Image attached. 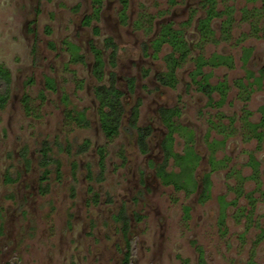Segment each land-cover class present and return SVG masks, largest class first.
<instances>
[{"label":"rangeland","instance_id":"obj_1","mask_svg":"<svg viewBox=\"0 0 264 264\" xmlns=\"http://www.w3.org/2000/svg\"><path fill=\"white\" fill-rule=\"evenodd\" d=\"M125 3L124 16L121 0H102L98 17L84 24L91 0H0V62L11 76L10 96L0 108V264H120L125 239L113 214L121 205L130 215L132 264H245L248 259L264 264V136L258 143L247 135L245 124L259 120L260 107L264 109V77L249 84L253 77L247 73L258 74L264 62L258 28L264 9L248 10L260 1L216 0V9L224 13L212 18L214 32L204 41L196 27L205 14L200 0ZM227 15L224 32L221 20ZM168 21L182 27L190 46L189 57L176 68L174 86L156 78L165 69L163 54L170 45L164 42L156 52L142 47ZM106 35L119 45L114 66L103 45ZM66 40L79 46L83 62L69 59ZM91 43L105 58L103 81L114 69L117 85L125 90L123 124L140 98L138 124L152 126L146 152L124 127L110 139L102 132ZM246 48L250 53L243 61ZM213 52L230 56L228 63L202 68L212 83L225 80L220 103H208L190 73L193 57ZM126 75L136 78L131 94ZM47 76L54 78V87L47 86ZM219 92H213L214 100ZM160 105L177 106V123L191 130V135L186 128L174 130L172 149L183 152L190 144L199 154L192 171L199 181L209 171L211 181L203 199L200 184L187 191L155 173L167 131ZM73 108H85L87 126L76 122L74 111L69 114ZM226 132L231 133L217 142ZM43 139L60 162V174L50 162L48 176L41 180ZM84 139L89 145L80 152L77 145ZM249 154L259 161L256 170L247 162ZM211 156L218 160L214 169ZM100 157L104 169L98 179ZM167 169L178 170L179 164L171 157ZM8 173L16 178L7 181ZM183 179L189 183L188 170ZM221 196L233 201L223 205Z\"/></svg>","mask_w":264,"mask_h":264},{"label":"trees","instance_id":"obj_2","mask_svg":"<svg viewBox=\"0 0 264 264\" xmlns=\"http://www.w3.org/2000/svg\"><path fill=\"white\" fill-rule=\"evenodd\" d=\"M102 0H91L92 3V13L90 15H86L83 20V23L88 24L92 17L97 15L98 7ZM123 1V9L122 15H124L123 10L126 5V0ZM264 1V0H263ZM216 0H205L203 2V6L205 9V14L198 18L197 22V30L199 32V40L204 41L209 38L210 35L213 34L214 29L211 26V20L213 17L222 15L224 10L216 9L215 6ZM227 8V7H226ZM257 7L252 8V11H255ZM251 10V9H248ZM227 11H229L227 9ZM245 11L247 9L245 8ZM125 16V15H124ZM230 16H225L221 20L222 31L227 32ZM190 19V18H189ZM183 21V23L188 22ZM261 29L262 36L264 37V21L263 24L258 27ZM94 32H98V27L94 26ZM67 44L68 51L70 53L69 59L71 61H80L83 62L85 60L84 53L79 51V46L72 41H65ZM164 42H167L170 45V50L166 51L163 54V60L165 63V69L158 71L156 74V78L161 84L174 86L177 81L176 77V68L181 66L184 61L187 60L190 54V46L187 40L184 38L183 31L181 27H173L171 22L168 21L166 23H162L157 33L150 39L149 42L143 41L142 47L146 50L149 46L152 48L154 52L158 51ZM200 42V41H198ZM51 43V42H50ZM103 45L106 49H108V62L111 66L116 64L117 57V43L113 40L111 36H106L103 39ZM91 53L93 55L92 63H91V73L94 78L97 80L96 84L93 87L94 95L98 101V115H99V123L102 132L107 138H112L116 135L120 127H124L128 132L135 135L136 143L138 149L141 152H146L149 147L148 138L152 134V126L147 124H138V115H139V105L140 98L137 97L133 104L130 106L128 116L126 119V123H122L123 115L125 112V90L117 85V75L114 69L108 70L107 80L103 81L105 75V58L103 56V52L101 48L97 47L95 44H90ZM249 49L246 48L243 57V61H245L249 56ZM194 61V67L191 70V78L192 81L196 83L197 88L207 96V102L210 103L214 101V103H220L224 97V90L226 88L225 80H218L216 83H212L208 79V73L203 72V66L206 64L216 65L220 63H228L230 61V56L223 53L213 52L209 56H204L201 53H198L195 57L192 58ZM247 73L249 76H252V80H248V83L259 82L260 78L264 77V62L258 69V74H254V72L250 69H247ZM199 75V77L197 76ZM126 82V91L131 94L134 92L135 88V77L131 75L125 76ZM10 83L11 76L9 69L0 62V108L4 107L9 96H10ZM46 84L49 87H54L55 81L52 77H46ZM220 91V96L218 100L213 99V92ZM67 96L64 95V98ZM261 108V117L257 121L245 120L246 127L250 133H247L248 136L256 138L257 142L263 138L264 136V109L263 106ZM74 111L77 114L76 122L79 125L87 126L89 124V119L85 114V108L82 109H71L69 114ZM158 112L161 117L162 122L167 127V131L165 135L162 137L160 145L162 149V158L159 162L155 164V173L164 183H173L175 187L183 186L187 191L195 189L198 184H200V195L199 198L203 199L208 196L210 189V172L206 171L200 178V181L194 175L192 168L196 159L199 157V154L194 150V148L187 144L183 150V152L174 151L172 149L173 142V132L174 130L185 129V125H181L177 123L175 116L179 114V108L177 106H165L160 105L158 107ZM187 134L191 135V130L187 129ZM231 132H226L225 135L220 139L216 140L217 142H223L226 135ZM189 135V136H190ZM89 145V140L84 139L77 145L78 151H84L87 149ZM40 160L39 163L43 166L41 171L40 179H46L49 172L48 164L50 162H55L56 173L57 176L60 174L59 165L60 162L54 158L49 152L50 142L47 139H43L40 145ZM101 153V151H100ZM25 149H21V155L27 161L25 157ZM101 157L103 155L101 153ZM100 157V166L97 172V178H102V173L104 169L103 161ZM173 158L175 162L179 164L178 170L167 169L169 164V159ZM213 161L211 162V169L215 168V160L213 156H211ZM192 159L193 162L191 161ZM248 164L253 168V170L257 169L259 161L253 157L252 154H249ZM189 171L190 181L186 182L184 177V172ZM89 174L91 171H88ZM254 172V171H253ZM252 172V174H253ZM10 175V173L6 174V180L11 181L15 179ZM96 194V193H95ZM220 201L223 203H229L233 200H225L223 196L220 197ZM188 206H184V210H188ZM138 217V214L135 213ZM223 209H220V220L223 219ZM114 220L118 223V226L123 233L125 239V249L123 255L120 260V264H132L131 263V238L129 236L130 230V215L128 214L125 205H121L117 212L113 214ZM264 235V227L261 229L260 236ZM245 264H254V261L248 259Z\"/></svg>","mask_w":264,"mask_h":264},{"label":"flooded vegetation","instance_id":"obj_3","mask_svg":"<svg viewBox=\"0 0 264 264\" xmlns=\"http://www.w3.org/2000/svg\"><path fill=\"white\" fill-rule=\"evenodd\" d=\"M122 1V0H121ZM205 0H200V4H201V6L202 7H204L203 6V2H204ZM252 2L253 1H256V0H251ZM260 1V4L258 5V6H256V5H254V6H252V8H254V7H260V8H262V9H264V1L263 0H259ZM101 3H102V1H101ZM100 3V4H101ZM122 3H123V1H122ZM100 6V5H99ZM125 8V7H124ZM252 8H249V9H252ZM122 9H123V4H122ZM99 7H98V11H97V15H96V17H98V14H99ZM122 11V10H121ZM124 11V10H123ZM92 13V10H91V12L90 13H88V14H86V15H90ZM86 15H84L83 16V18H82V22H83V20H84V18L86 17ZM203 16V15H202ZM201 17V16H200ZM93 18V17H92ZM91 18V19H92ZM199 18V17H198ZM198 18H197V22H198ZM187 19H188V17H187ZM91 23V20H90V22L88 23V24H90ZM84 24H86V23H84ZM196 25H197V23H196ZM96 26V25H95ZM98 27V26H97ZM94 28V27H93ZM182 28V27H181ZM99 30V29H98ZM106 36H111V35H106ZM106 36H104V37H106ZM112 38H113V40L116 42V40L114 39V37L113 36H111ZM152 38V37H151ZM104 39V38H103ZM147 42H149V41H147ZM117 43V42H116ZM76 44V43H75ZM117 45H118V43H117ZM149 48V47H148ZM147 48V49H148ZM118 49H119V45H118V48H117V53H118ZM109 51V50H108ZM145 52H147L146 50H145ZM92 58H93V55H92ZM165 64V63H164ZM164 70V69H163ZM159 71H161V70H159ZM158 72V71H157ZM157 72H156V74H157ZM127 76V75H126ZM131 76H133V75H131ZM136 79V78H135ZM126 84V83H125ZM134 90H135V88H134ZM137 98V97H136Z\"/></svg>","mask_w":264,"mask_h":264}]
</instances>
